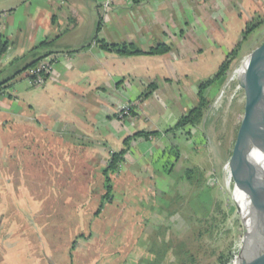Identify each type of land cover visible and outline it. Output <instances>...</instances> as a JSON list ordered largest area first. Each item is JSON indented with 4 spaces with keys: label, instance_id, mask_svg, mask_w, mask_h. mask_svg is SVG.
<instances>
[{
    "label": "crops",
    "instance_id": "0c3cea01",
    "mask_svg": "<svg viewBox=\"0 0 264 264\" xmlns=\"http://www.w3.org/2000/svg\"><path fill=\"white\" fill-rule=\"evenodd\" d=\"M249 4L0 0V34L8 42L0 55V84L5 85L0 95V264H66V254L58 253L66 250L69 208L86 209L81 216L73 212L75 222L90 225L111 245L121 223H138L143 175L156 178L166 168L148 160L172 132L168 129L198 103L199 83L217 72L238 43ZM256 6L250 8L253 14L259 13ZM205 15L224 17L226 34L207 25ZM98 40L132 43L144 51L167 43L171 49L121 55L101 48ZM47 53L56 57L53 72L44 85L33 86L26 67ZM126 107L128 113L122 111ZM137 131L158 134L129 143L114 177L115 197L106 207L115 204L121 214L95 215L104 193L103 170ZM125 208L135 210L124 215ZM97 252L85 258L103 264L105 252Z\"/></svg>",
    "mask_w": 264,
    "mask_h": 264
},
{
    "label": "rangeland",
    "instance_id": "374dc122",
    "mask_svg": "<svg viewBox=\"0 0 264 264\" xmlns=\"http://www.w3.org/2000/svg\"><path fill=\"white\" fill-rule=\"evenodd\" d=\"M249 2L254 8L257 5L259 13L253 14L252 6L248 5L246 23L254 21L258 15L264 17V0ZM205 18L207 25L213 23L219 33L226 34L221 24H227L224 17L214 20L205 15ZM241 35L237 34V40ZM263 42L264 24L250 34L227 76L212 86L208 94L210 104L202 122L168 133L162 146L155 149L153 160L148 161L157 169L166 168L158 172L156 178L148 179L146 174L143 175V186L138 192L143 201L141 208H137L142 220L138 219L136 225L127 221L121 223L115 245H111L106 237L101 239L99 232L97 237L90 225L75 222L73 212L76 215L80 212L81 216L86 209H66V250L58 253L62 258V254H66V264H94L93 260L85 258L90 251L102 254L104 251L103 264H151L157 251L165 250L166 241L172 245L167 255L187 250L194 256L192 264H233L242 245L245 225L242 210L232 194L233 183L228 182L224 167L232 154L247 109L249 87L236 79L232 81V77L242 59ZM169 151H172L171 158H168ZM177 152L179 158L175 160ZM193 167H197V171L194 178L188 180L186 170ZM132 197L136 196L133 194ZM108 204L102 215L121 214V208H115L114 204L108 209ZM131 210L135 208H125L124 215ZM87 212H90L89 208ZM135 216V219L140 217L137 213ZM74 229L75 233L70 234L69 230ZM81 233L84 237L77 236ZM69 238L72 240L68 245ZM69 250L72 254L67 256ZM220 255L226 257L224 261L219 260ZM175 262L173 255L162 264Z\"/></svg>",
    "mask_w": 264,
    "mask_h": 264
},
{
    "label": "trees",
    "instance_id": "16d2710c",
    "mask_svg": "<svg viewBox=\"0 0 264 264\" xmlns=\"http://www.w3.org/2000/svg\"><path fill=\"white\" fill-rule=\"evenodd\" d=\"M138 1V0H135ZM264 24V17L258 15L254 21H248L245 25L244 30L242 31L241 39L238 43L233 47V49L227 54L226 58L220 64L217 72L210 78L202 80L198 85V103L193 106L189 112L183 116H181L177 123L168 129V131L174 132L175 130L184 129L188 126L195 127L198 126L204 117L205 111L210 104V97L206 93V90L213 86L217 81L222 80L227 76L228 72L232 68V65L235 59L238 57L240 50L243 48L244 43L249 39L250 34L255 31L259 26ZM101 48L119 53L121 55H135V54H163L170 51L171 47L167 43H159L147 51H144L140 48H137L132 43H108L105 40H98ZM50 42H45L44 44H49ZM8 48V42L3 39V36L0 34V55L6 52ZM49 54H45L40 57L33 63H31L27 68L35 66L40 60L46 58ZM48 78V75H47ZM5 91V85L0 84V91ZM152 134H158L156 131H137L132 136H128L125 139L126 148L113 152L108 161V165L104 168V193L101 196V201L99 207L97 208L95 215H99L105 209V205L107 203H111L115 197L114 194V177L116 173L120 171L121 163L124 161V156L128 150L129 143L132 139L140 136L149 137ZM203 137V136H202ZM171 150L173 147L170 148ZM171 152L169 151V157L171 158ZM179 158V153L175 156V160ZM169 170V168H167ZM197 171L196 168H188L186 170V178L188 180H192L194 178V174ZM81 236V235H80ZM172 247L170 241H166L165 250H158L156 253L155 261L151 264H162L163 260L167 259V257H171L173 255L176 256V262L173 264H192L194 261V256L189 251H176V253L170 254L169 250ZM224 255L219 256V260L222 261L224 259ZM226 258V257H225ZM172 261V259H171ZM224 261V260H223ZM155 262V263H154ZM211 264V263H209Z\"/></svg>",
    "mask_w": 264,
    "mask_h": 264
},
{
    "label": "bare ground",
    "instance_id": "6f19581e",
    "mask_svg": "<svg viewBox=\"0 0 264 264\" xmlns=\"http://www.w3.org/2000/svg\"><path fill=\"white\" fill-rule=\"evenodd\" d=\"M261 45L242 59L232 81L236 79L242 84L241 80L244 81L248 74L255 76L257 54ZM252 137L253 132L242 119L232 154L225 164L224 171L228 182L233 183L232 194L242 210L244 225L255 234L264 215V194L261 189L264 184V170L260 167L253 150Z\"/></svg>",
    "mask_w": 264,
    "mask_h": 264
},
{
    "label": "water",
    "instance_id": "95a60500",
    "mask_svg": "<svg viewBox=\"0 0 264 264\" xmlns=\"http://www.w3.org/2000/svg\"><path fill=\"white\" fill-rule=\"evenodd\" d=\"M256 74H248L242 84H248L249 101L244 123L253 132L252 147L264 170V42L256 60ZM264 194V184L261 186ZM255 234L244 226L242 245L233 264H264V215Z\"/></svg>",
    "mask_w": 264,
    "mask_h": 264
},
{
    "label": "built area",
    "instance_id": "2783aa9c",
    "mask_svg": "<svg viewBox=\"0 0 264 264\" xmlns=\"http://www.w3.org/2000/svg\"><path fill=\"white\" fill-rule=\"evenodd\" d=\"M106 4H108V2H106ZM55 61L56 57L51 55L40 60L35 66L27 68L26 74L31 85L36 87L44 85L47 79V75L49 76L53 72ZM4 93L5 91H0V95ZM122 111L124 113H128L130 111V107H126Z\"/></svg>",
    "mask_w": 264,
    "mask_h": 264
}]
</instances>
